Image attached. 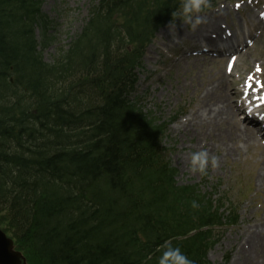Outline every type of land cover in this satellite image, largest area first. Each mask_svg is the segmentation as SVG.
<instances>
[{
  "label": "trees",
  "instance_id": "trees-1",
  "mask_svg": "<svg viewBox=\"0 0 264 264\" xmlns=\"http://www.w3.org/2000/svg\"><path fill=\"white\" fill-rule=\"evenodd\" d=\"M180 3L97 0L49 64L40 0H0V225L28 264H158L169 242L211 264L214 228L236 223L233 200L177 184L168 122L131 99L145 47Z\"/></svg>",
  "mask_w": 264,
  "mask_h": 264
},
{
  "label": "rangeland",
  "instance_id": "rangeland-1",
  "mask_svg": "<svg viewBox=\"0 0 264 264\" xmlns=\"http://www.w3.org/2000/svg\"><path fill=\"white\" fill-rule=\"evenodd\" d=\"M96 1L40 0L41 13L51 21L48 32L51 40L47 47H38V53L44 62L51 64L81 32ZM211 2L216 8L206 13L207 22L218 18L219 28L230 29L235 26L239 31L241 26L257 33L254 41L239 53L237 59L235 58L236 66L232 68L234 59L226 62L218 58L203 59L204 56L201 55L191 56L186 62H175L180 56L178 49L184 42H197L196 39L190 38L189 26L177 19L175 26L170 25L171 23L165 26L168 28L166 32L169 33L165 38L156 35V41L152 42V46H148L149 49L142 58V65L139 71L137 70L138 82L131 97L139 100L143 111L151 112L158 121L176 118L168 126L164 145L169 148L167 157L178 169V183L196 186L199 194H213L215 199L226 195L237 205V224L215 230V233L221 236L219 242L209 250V260L213 264H223L224 256L228 254L227 264H246L242 262L244 258H241V240L249 233L256 232L260 225H264V189L258 179L259 170L264 164V152H261L264 151V138H260L258 143L243 147L237 153L225 151L218 138L207 132L204 125L191 127L192 125L186 126L185 122L187 118H191L189 113L197 101L200 103L198 96L204 88H211L212 91L219 87L215 82L219 77H223L229 87L243 90L251 77L249 72H256L259 75L251 77L252 80L261 87L264 85V0ZM261 9L263 14L258 18ZM260 19L263 22L259 21ZM181 31V36H173ZM35 33L38 37L39 30ZM193 58L199 60L195 67ZM257 68L260 71H257ZM210 82L214 83L210 85ZM261 93L264 95V87ZM238 97L240 96L235 99ZM200 105L203 106L201 103ZM241 118L242 115L239 119ZM239 145L241 144H237ZM202 147L220 159V167L216 170L210 168L208 175L203 177L188 170L189 154L201 150ZM2 222L7 224L6 221Z\"/></svg>",
  "mask_w": 264,
  "mask_h": 264
},
{
  "label": "bare ground",
  "instance_id": "bare-ground-1",
  "mask_svg": "<svg viewBox=\"0 0 264 264\" xmlns=\"http://www.w3.org/2000/svg\"><path fill=\"white\" fill-rule=\"evenodd\" d=\"M218 25V18L202 24L197 30L190 31V38L215 45L216 42L222 40L223 35V30ZM167 29L160 30L157 36L165 38L169 34L166 32ZM182 34L183 32L181 31L178 35L173 36H181ZM185 59H188V57H185L182 61L186 62ZM198 61L197 58L193 60L194 67L196 63H199ZM235 66L236 62L233 63L232 68ZM249 73L251 77H255L258 74L256 72ZM252 79L248 81V83H251L252 88L245 90L253 97L261 93L263 87L257 85ZM215 82L219 87L212 91H210L211 88H204L202 94L198 96V100L203 106L197 101L195 107L189 113L191 118H187L185 125H192L191 127L199 126L200 124L204 125L207 132H211L212 135L218 138L219 144L225 151L230 150L237 153V151L242 150L241 145H244L246 148L249 145L258 143L264 135L261 132L262 130L260 131L253 124L239 119V114L241 113L240 107L234 100L235 97L241 94V91L234 87H229L223 77L217 78ZM213 83L210 82L208 84L212 85ZM237 144L241 145L237 146ZM261 152L263 153L264 151ZM258 179L261 187L264 189V164H262L259 170ZM263 226L255 227L256 232L249 233V235L241 240L243 241V252H241L243 255L241 258H244L242 262L246 264H264Z\"/></svg>",
  "mask_w": 264,
  "mask_h": 264
},
{
  "label": "clouds",
  "instance_id": "clouds-1",
  "mask_svg": "<svg viewBox=\"0 0 264 264\" xmlns=\"http://www.w3.org/2000/svg\"><path fill=\"white\" fill-rule=\"evenodd\" d=\"M212 8L211 0H181L178 11L172 12V22L175 26V20L179 18L183 24L188 25L191 31L207 23L206 13ZM243 148L244 145H241ZM220 167V159L215 154H210L206 148L194 151L189 154L188 170L192 174H199L201 177L208 175L211 168L216 170ZM193 209L199 208L196 201L191 202ZM158 264H194L179 247H173L169 242L164 246L162 255Z\"/></svg>",
  "mask_w": 264,
  "mask_h": 264
},
{
  "label": "water",
  "instance_id": "water-1",
  "mask_svg": "<svg viewBox=\"0 0 264 264\" xmlns=\"http://www.w3.org/2000/svg\"><path fill=\"white\" fill-rule=\"evenodd\" d=\"M0 264H27L25 257L14 249L13 240L0 230Z\"/></svg>",
  "mask_w": 264,
  "mask_h": 264
},
{
  "label": "snow or ice",
  "instance_id": "snow-or-ice-1",
  "mask_svg": "<svg viewBox=\"0 0 264 264\" xmlns=\"http://www.w3.org/2000/svg\"><path fill=\"white\" fill-rule=\"evenodd\" d=\"M233 59H235V57H233ZM257 71H260V69L257 68ZM250 79H251V77H249V80ZM262 87H264V85H262ZM251 88H252V85L246 82V89H251ZM259 101H260V104L261 105H264V95H262V96L259 97ZM261 119H264V117H262Z\"/></svg>",
  "mask_w": 264,
  "mask_h": 264
}]
</instances>
